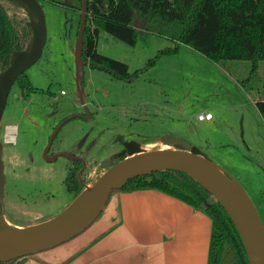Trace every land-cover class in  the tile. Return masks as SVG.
Instances as JSON below:
<instances>
[{"label": "rangeland", "instance_id": "rangeland-1", "mask_svg": "<svg viewBox=\"0 0 264 264\" xmlns=\"http://www.w3.org/2000/svg\"><path fill=\"white\" fill-rule=\"evenodd\" d=\"M37 1L45 14L47 41L42 57L25 74L39 91L25 104L17 103L12 90L1 120V141L4 127H15L13 143H3L6 218L19 224L39 223L75 197L65 185L69 160L59 157L48 162L42 154L64 117L86 112L91 116L64 125L51 147L52 152L81 156L82 182L105 171L99 162L118 152L119 137L152 149L161 147L157 140L162 135H172L198 147L233 176L264 226V123L255 107L264 99V62L251 74L248 62L217 64L184 44L155 59L160 50L173 48V41L139 27L136 44L129 46L99 30V53L125 63L130 73L145 71L126 83L85 66L79 92L74 50L81 6L74 0ZM0 4L18 36L27 32L25 11L7 1ZM152 59L153 65L145 68ZM204 112L213 120L198 121L197 115ZM221 264L235 262L224 255Z\"/></svg>", "mask_w": 264, "mask_h": 264}, {"label": "trees", "instance_id": "trees-1", "mask_svg": "<svg viewBox=\"0 0 264 264\" xmlns=\"http://www.w3.org/2000/svg\"><path fill=\"white\" fill-rule=\"evenodd\" d=\"M82 4L86 13L82 60L90 69L105 72L119 81L131 83L145 70L130 73L125 63L99 53V30L129 46L136 44L139 27L150 35L173 41L174 47L160 50L155 59L161 54L175 53L178 46L184 44L217 64L248 62L251 74L264 62V0H92ZM26 29L19 37L0 4L1 69L7 67L14 50L28 45L27 23ZM154 60H149L145 68L153 65ZM19 82L22 90L31 92L26 77H20ZM255 107L264 123V99L257 100ZM79 169L80 165L74 163L65 178L67 191L74 195L82 189L77 175ZM145 188L178 198L209 216L212 232L207 264H221L224 255L231 256L235 264H248L239 235L225 211L188 176L176 171L153 172L131 179L111 193ZM19 259L0 264H15Z\"/></svg>", "mask_w": 264, "mask_h": 264}, {"label": "water", "instance_id": "water-1", "mask_svg": "<svg viewBox=\"0 0 264 264\" xmlns=\"http://www.w3.org/2000/svg\"><path fill=\"white\" fill-rule=\"evenodd\" d=\"M3 1L25 11L30 38L24 49L10 54L9 64L0 71V124L11 86L41 58L47 41L45 14L37 0ZM85 16L83 12L74 50L79 92L86 66L82 60ZM69 28L68 25V31ZM157 141L161 147L148 150L143 148V143L124 141L126 155L115 162L109 159L100 162V168L105 171L88 183L81 182V191L55 216L16 226L4 216L6 175L0 139V262L34 255L75 238L99 217L111 192L121 189L129 180L153 172L176 171L192 179L225 211L239 235L248 264H264V226L240 183L198 147L172 135H162Z\"/></svg>", "mask_w": 264, "mask_h": 264}, {"label": "crops", "instance_id": "crops-1", "mask_svg": "<svg viewBox=\"0 0 264 264\" xmlns=\"http://www.w3.org/2000/svg\"><path fill=\"white\" fill-rule=\"evenodd\" d=\"M6 219L16 226L35 223ZM211 232L212 221L202 209L164 192H113L81 234L15 264H207Z\"/></svg>", "mask_w": 264, "mask_h": 264}, {"label": "flooded vegetation", "instance_id": "flooded-vegetation-1", "mask_svg": "<svg viewBox=\"0 0 264 264\" xmlns=\"http://www.w3.org/2000/svg\"><path fill=\"white\" fill-rule=\"evenodd\" d=\"M73 1V0H72ZM76 1L81 7V14L79 15V23H78V26L80 24V20H81V16L83 14V12H85L84 8H83V4L82 2H90L92 0H74ZM66 25L70 26L71 25V17L70 18H67L66 20ZM43 55V53H42ZM42 57V56H41ZM3 69L0 68V71H2ZM26 72V71H25ZM24 73H22L17 79L16 81L14 82V84L11 86L10 90H9V93H8V96L10 95L11 91L15 90V93H14V96H15V100H17V103L19 102H22V103H28L30 102V99H31V95L38 92L39 90L32 84L31 80L29 79V77ZM20 77H26L29 82H30V88L32 89L31 92H28V90L26 91V89L24 88V90H22L21 86H20V82H19V79ZM83 84V82H82ZM13 87H15V89H12ZM43 93V91H41ZM8 96H7V99H8ZM7 99H6V104H7ZM15 102V101H13ZM26 106V105H25ZM76 116V118L74 117ZM86 116H91V113H89L88 115L86 114V112L84 113H81V112H78V113H75V114H71L70 116H66L63 118V120H61L58 124H59V128L57 129L54 137H52L51 139V142L47 148V151L45 153V155L42 154V157L43 159L46 161V160H51L50 162L52 161H56L59 157H66L69 162H70V169H69V172L71 169L74 168V163H77L80 165V169L77 173V175H79V179H80V176H81V173L83 172L84 168H85V163L84 161L82 160L81 156H76L75 154H65L64 152H57V151H53L51 150V147H52V143L54 141V139L56 138L58 132L61 130V128L66 125L67 123L75 120V119H85ZM73 117V118H71ZM71 118V119H70ZM15 128V127H14ZM0 135H1V124H0ZM125 140L121 137H119L116 142L120 145V149L118 150V152L112 154L110 157H109V160L115 162L116 160L120 159L122 156L126 155V152H125V149L123 147V142ZM127 141H134V140H127ZM3 143L5 144H9V143H6L4 140H2ZM144 144V143H143ZM4 145V144H3ZM4 162V161H3ZM96 162V161H95ZM100 163V162H99ZM6 171V167H5V164H4V172ZM85 171V170H84ZM68 172V173H69ZM6 175V173H5ZM68 175V174H67ZM81 180V179H80ZM7 181H8V178L6 176V186H7ZM82 182V180H81ZM6 186H5V196H6Z\"/></svg>", "mask_w": 264, "mask_h": 264}, {"label": "built area", "instance_id": "built-area-1", "mask_svg": "<svg viewBox=\"0 0 264 264\" xmlns=\"http://www.w3.org/2000/svg\"><path fill=\"white\" fill-rule=\"evenodd\" d=\"M60 94H64V92L61 91ZM211 119H212V115L210 113L204 112V113H199L197 115V120L200 121V122L210 121ZM4 128L5 129H4V133H3V140L6 142V137H7V132H8L9 125H6Z\"/></svg>", "mask_w": 264, "mask_h": 264}, {"label": "bare ground", "instance_id": "bare-ground-1", "mask_svg": "<svg viewBox=\"0 0 264 264\" xmlns=\"http://www.w3.org/2000/svg\"><path fill=\"white\" fill-rule=\"evenodd\" d=\"M14 135H15V128L9 127L8 132H7V137H6V142L7 143H13L14 141ZM152 144V143H151ZM152 146V145H151ZM156 146V145H155ZM154 146V147H155ZM149 148V147H148ZM152 148V147H151ZM163 148H166V146H163ZM145 149V148H144ZM148 150V149H146Z\"/></svg>", "mask_w": 264, "mask_h": 264}]
</instances>
